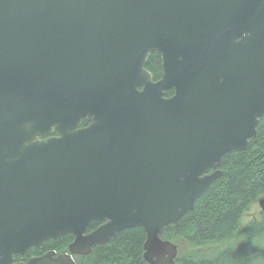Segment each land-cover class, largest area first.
<instances>
[{"label": "water", "instance_id": "95a60500", "mask_svg": "<svg viewBox=\"0 0 264 264\" xmlns=\"http://www.w3.org/2000/svg\"><path fill=\"white\" fill-rule=\"evenodd\" d=\"M263 116L264 0H0V264H76L136 226L176 264L160 234Z\"/></svg>", "mask_w": 264, "mask_h": 264}, {"label": "trees", "instance_id": "16d2710c", "mask_svg": "<svg viewBox=\"0 0 264 264\" xmlns=\"http://www.w3.org/2000/svg\"><path fill=\"white\" fill-rule=\"evenodd\" d=\"M154 79L161 76L160 57L151 52L145 63ZM172 90L164 93L172 95ZM88 125L82 120L81 127ZM257 136L244 151L226 153L219 169L221 176L194 202L192 210L177 227L167 226L160 238L176 245V264H264V210L259 220L242 225L249 207L264 197V116L257 125ZM100 223L92 222L85 233ZM73 237L65 235L47 241L42 250L32 249L15 261L25 262L45 251L67 252ZM145 233L139 226L117 232L103 245H94L89 254L74 256L76 264H148L143 259Z\"/></svg>", "mask_w": 264, "mask_h": 264}, {"label": "rangeland", "instance_id": "374dc122", "mask_svg": "<svg viewBox=\"0 0 264 264\" xmlns=\"http://www.w3.org/2000/svg\"><path fill=\"white\" fill-rule=\"evenodd\" d=\"M262 201L263 203H261L263 210H264V197L259 198L258 201L254 204H252L248 211L244 214L243 218H242V225L247 224L249 221L251 220H259L260 218V211H261V205L259 204V202ZM177 254H178V249H177Z\"/></svg>", "mask_w": 264, "mask_h": 264}, {"label": "flooded vegetation", "instance_id": "af4514ba", "mask_svg": "<svg viewBox=\"0 0 264 264\" xmlns=\"http://www.w3.org/2000/svg\"><path fill=\"white\" fill-rule=\"evenodd\" d=\"M158 54V53H157ZM159 55V54H158ZM160 57V56H159ZM148 58V57H147ZM147 61V60H146ZM146 63V62H145ZM160 65H161V60H160ZM144 69L148 72V73H150L151 74V76H152V82H156V81H158L159 79H157V80H155L154 79V76L152 75V73L149 71V70H147L146 68H145V64H144ZM139 90H141V88H138ZM165 97V96H164ZM48 137H56V133H52V134H50ZM40 250H42V249H40ZM31 252V251H30ZM46 252H48V251H45V252H43L42 254H40V255H32V256H30L29 258H32V257H38V256H41V255H43L44 253H46ZM29 253V252H28ZM29 258H27V259H29Z\"/></svg>", "mask_w": 264, "mask_h": 264}]
</instances>
